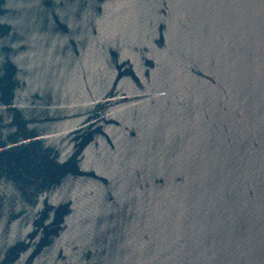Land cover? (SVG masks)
I'll return each mask as SVG.
<instances>
[{
	"label": "water",
	"instance_id": "water-1",
	"mask_svg": "<svg viewBox=\"0 0 264 264\" xmlns=\"http://www.w3.org/2000/svg\"><path fill=\"white\" fill-rule=\"evenodd\" d=\"M0 264H264V0H0Z\"/></svg>",
	"mask_w": 264,
	"mask_h": 264
}]
</instances>
